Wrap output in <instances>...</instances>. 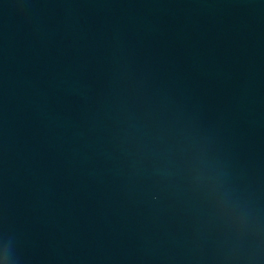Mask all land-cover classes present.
I'll list each match as a JSON object with an SVG mask.
<instances>
[{"label": "water", "instance_id": "95a60500", "mask_svg": "<svg viewBox=\"0 0 264 264\" xmlns=\"http://www.w3.org/2000/svg\"><path fill=\"white\" fill-rule=\"evenodd\" d=\"M242 113L264 249V0H233Z\"/></svg>", "mask_w": 264, "mask_h": 264}]
</instances>
